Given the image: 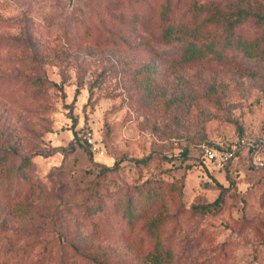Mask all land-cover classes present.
Masks as SVG:
<instances>
[{
    "label": "rangeland",
    "instance_id": "1",
    "mask_svg": "<svg viewBox=\"0 0 264 264\" xmlns=\"http://www.w3.org/2000/svg\"><path fill=\"white\" fill-rule=\"evenodd\" d=\"M209 2L263 36L264 0H0V264H149L162 245L171 264H264V167L199 150L246 136L264 154V59L160 42L165 4L194 26Z\"/></svg>",
    "mask_w": 264,
    "mask_h": 264
},
{
    "label": "trees",
    "instance_id": "2",
    "mask_svg": "<svg viewBox=\"0 0 264 264\" xmlns=\"http://www.w3.org/2000/svg\"><path fill=\"white\" fill-rule=\"evenodd\" d=\"M170 2L171 0H165ZM206 7V16L195 21H173V9L170 5L165 4L162 10V19L165 20L166 26L162 31L160 42L162 44H173L181 46L183 51L182 58L185 62H195L201 59L210 58L221 62H233L239 56L260 57L264 59V34L255 39L244 38L237 33L236 27L247 10H238L235 13L223 10L217 3L209 2L202 4ZM251 14V13H249ZM98 45H120L124 39L116 34L111 33L105 36L96 37ZM245 154H240L236 159ZM28 158H25V160ZM7 157L0 154V171L5 167ZM27 163H23L24 167ZM229 166V165H228ZM227 166V167H228ZM160 200L159 192L149 191L147 197L140 199V210L154 208ZM219 199L216 201L200 205L197 208L202 211H211L213 207L218 206ZM132 222V215H128ZM158 221V220H157ZM172 252L166 246L158 247L149 251L146 255V261L149 264H171L170 258Z\"/></svg>",
    "mask_w": 264,
    "mask_h": 264
},
{
    "label": "built area",
    "instance_id": "3",
    "mask_svg": "<svg viewBox=\"0 0 264 264\" xmlns=\"http://www.w3.org/2000/svg\"><path fill=\"white\" fill-rule=\"evenodd\" d=\"M83 139L92 153L104 156L106 143L104 137L91 128L85 129ZM200 160L209 168L224 169L240 154H249L256 167H264V154L258 144L246 136L237 137L230 142H203L199 145Z\"/></svg>",
    "mask_w": 264,
    "mask_h": 264
}]
</instances>
